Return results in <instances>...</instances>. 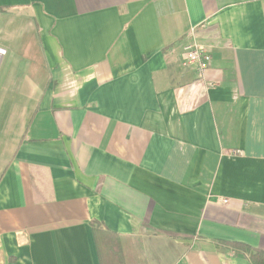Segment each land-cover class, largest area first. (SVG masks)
I'll return each instance as SVG.
<instances>
[{"label":"crops","instance_id":"1","mask_svg":"<svg viewBox=\"0 0 264 264\" xmlns=\"http://www.w3.org/2000/svg\"><path fill=\"white\" fill-rule=\"evenodd\" d=\"M3 27L0 264L264 251V0H0Z\"/></svg>","mask_w":264,"mask_h":264},{"label":"rangeland","instance_id":"2","mask_svg":"<svg viewBox=\"0 0 264 264\" xmlns=\"http://www.w3.org/2000/svg\"><path fill=\"white\" fill-rule=\"evenodd\" d=\"M13 31V28L3 27L0 30V37L2 36H8L11 35ZM1 37V38H2ZM14 47L16 44H6L3 41H0V46L5 48L7 50V56L4 58H0V110L3 107L2 105L5 104V101L7 98L12 96V93L9 91V87L11 86L10 80L12 78V75L16 72V78L20 79V69L22 65L25 64L24 60L20 59L19 55H16L14 50L8 49L9 46ZM35 48V44L32 42L31 45V52H33V49ZM32 57L30 56L29 61L31 62ZM2 106V107H1ZM2 130V125L0 124V132ZM1 153V151H0ZM2 157L0 156V159Z\"/></svg>","mask_w":264,"mask_h":264},{"label":"built area","instance_id":"3","mask_svg":"<svg viewBox=\"0 0 264 264\" xmlns=\"http://www.w3.org/2000/svg\"><path fill=\"white\" fill-rule=\"evenodd\" d=\"M4 54L5 51L1 49L0 55ZM184 57L187 65L195 67L200 72L206 71L212 62L211 52L193 38L184 46Z\"/></svg>","mask_w":264,"mask_h":264},{"label":"trees","instance_id":"4","mask_svg":"<svg viewBox=\"0 0 264 264\" xmlns=\"http://www.w3.org/2000/svg\"><path fill=\"white\" fill-rule=\"evenodd\" d=\"M100 229H95V232H99ZM250 253L252 264H264V251L257 250Z\"/></svg>","mask_w":264,"mask_h":264}]
</instances>
